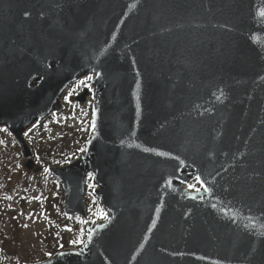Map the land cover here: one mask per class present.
Here are the masks:
<instances>
[{
	"label": "water",
	"instance_id": "obj_1",
	"mask_svg": "<svg viewBox=\"0 0 264 264\" xmlns=\"http://www.w3.org/2000/svg\"><path fill=\"white\" fill-rule=\"evenodd\" d=\"M261 11L264 0H0V129L25 168V135L73 84L91 77L94 101L84 151L47 168L86 241L24 264H264ZM90 177L105 220L87 213Z\"/></svg>",
	"mask_w": 264,
	"mask_h": 264
},
{
	"label": "rangeland",
	"instance_id": "obj_2",
	"mask_svg": "<svg viewBox=\"0 0 264 264\" xmlns=\"http://www.w3.org/2000/svg\"><path fill=\"white\" fill-rule=\"evenodd\" d=\"M81 85L76 84L65 94L64 102L67 108L63 115L60 113L50 124L33 129L27 137L35 152V168L29 172L24 166L25 161L20 157L12 183L7 184V191L3 196L0 195V239L2 238L0 249L6 239L11 242L13 252L16 251L17 254L40 251L50 256L65 247L78 248L86 239L85 222L77 217H67L60 211L58 196L61 187L54 180H47L44 164L48 148L71 150L73 158L81 152L86 138L91 133L89 108L91 109L92 100L89 98L86 103L79 104L75 99L82 91ZM70 115L72 117L67 119ZM1 137L2 134L0 140ZM3 145L0 142V153ZM2 158L0 154V160ZM12 158L11 155L3 159V162L0 161V167H10ZM31 178H42L43 182L38 187ZM191 185L193 186L190 187L191 190L200 187L196 181ZM86 205L91 218L98 220L92 214L100 211L101 215L98 218L104 219L91 186L86 197Z\"/></svg>",
	"mask_w": 264,
	"mask_h": 264
},
{
	"label": "trees",
	"instance_id": "obj_3",
	"mask_svg": "<svg viewBox=\"0 0 264 264\" xmlns=\"http://www.w3.org/2000/svg\"><path fill=\"white\" fill-rule=\"evenodd\" d=\"M89 111H91V109L89 108ZM65 112V111H64ZM61 115H63V112L61 113ZM60 115V116H61ZM59 115H53L51 116L48 120H46L41 126L43 125H48L51 123V120L53 118H58ZM72 116H68L67 119L71 118ZM40 126V127H41ZM37 128V127H36ZM35 129V128H34ZM0 134H2V139L0 140L1 143H3V149L1 151L0 154H2V159L0 160L1 162H3V159H5L6 157L9 156H13V162L12 165L10 167L8 166H4V167H0V195L3 196L4 193L7 191V184L12 183V177L13 174L15 172V170L18 168L19 166V158H20V153L18 150V147L15 143V141L13 140V138L10 136V134L2 129L0 130ZM48 151V152H47ZM46 152V159H45V166H61V165H65L67 164L68 161H70L72 158V154H71V150L67 151L66 149L62 148V149H49ZM5 156H3L4 154ZM46 176H47V180H54L60 187L61 184L60 182L54 177L52 176L49 172H46ZM31 181H34L35 183L38 184V187L42 184V178H31ZM59 199V209L60 211H62V200H63V190L61 188L60 190V196H58ZM99 215H101L100 211L99 213H93L92 216L94 218L99 217ZM81 220V219H79ZM2 239V238H1ZM0 239V240H1ZM5 241L2 242V248L0 249L1 252V259L2 262L4 264H9V262H12L11 264H20L23 263L25 261H36V260H43L46 257L49 256V254H45V252H38V253H22V255H20V253L17 254L16 251L13 252V247L11 245V242L4 239ZM16 247V245H15ZM36 258V260H33V258ZM29 259V260H28Z\"/></svg>",
	"mask_w": 264,
	"mask_h": 264
},
{
	"label": "snow or ice",
	"instance_id": "obj_4",
	"mask_svg": "<svg viewBox=\"0 0 264 264\" xmlns=\"http://www.w3.org/2000/svg\"><path fill=\"white\" fill-rule=\"evenodd\" d=\"M260 15H261L262 17H264V11H261ZM88 79H91V77H89ZM80 83H81V84H84L85 82H84V81H81ZM81 151H84V150L81 149ZM189 187H193V186L190 185ZM73 243H77V241H73Z\"/></svg>",
	"mask_w": 264,
	"mask_h": 264
}]
</instances>
